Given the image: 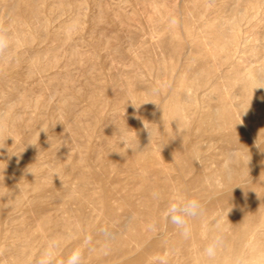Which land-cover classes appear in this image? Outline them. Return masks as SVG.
Returning <instances> with one entry per match:
<instances>
[{"label": "rangeland", "instance_id": "obj_1", "mask_svg": "<svg viewBox=\"0 0 264 264\" xmlns=\"http://www.w3.org/2000/svg\"><path fill=\"white\" fill-rule=\"evenodd\" d=\"M0 33V264H203L217 235L264 264V0H0Z\"/></svg>", "mask_w": 264, "mask_h": 264}, {"label": "clouds", "instance_id": "obj_2", "mask_svg": "<svg viewBox=\"0 0 264 264\" xmlns=\"http://www.w3.org/2000/svg\"><path fill=\"white\" fill-rule=\"evenodd\" d=\"M8 47L9 42L7 37L3 33H0V54H3L8 49ZM149 136H151L150 132ZM122 143H126V141L122 140ZM236 160L237 157L234 152L228 154L227 163L224 166V172L226 176L230 177L231 166L236 163ZM201 214L202 205L198 199L183 196H174L169 200L167 207L164 210V219L166 222L174 225L183 238L189 239L191 237L189 220L196 218ZM107 238L109 240L114 239V237L112 236H108ZM222 246L223 238L221 235H217L204 247L202 254L209 261H214ZM53 256L54 252L48 251L46 249L43 254V258L40 261V264H54ZM82 260L83 257L81 251L74 250L67 257L65 264H82ZM160 264H166V259L161 258Z\"/></svg>", "mask_w": 264, "mask_h": 264}, {"label": "bare ground", "instance_id": "obj_3", "mask_svg": "<svg viewBox=\"0 0 264 264\" xmlns=\"http://www.w3.org/2000/svg\"><path fill=\"white\" fill-rule=\"evenodd\" d=\"M235 29H237V26L236 25H233L232 27H230V30L231 31H235ZM219 35L222 36V34H219ZM229 43H231L230 44L231 45V48H230L229 51L226 52V58L227 59H229L230 57L233 58L234 55L236 56L237 49H238L237 47H239L238 42L230 41ZM244 81H245V84H244L245 89H247L248 91L249 90L251 91L253 88L261 87V84L264 83V78L261 77V73H260V74L255 75L252 79H245ZM250 103L253 106H256L257 105V107L258 106L260 107L258 110H256L257 113L259 111H261V99L259 97H256L255 96V98H253V99L250 100ZM256 120L257 119H255V117H254V119H251V118H249L247 116H244L243 118H241V123L247 125V122L248 121H252V122L254 121V122H256ZM188 157H189V160H191V161H193V160H195V159L198 158L196 152H192V153L190 152V153H188ZM235 189H237L236 190L237 191V194H236V197L237 198H243V197L247 196L248 195V192L250 190L248 187H244L242 185H239V187H237V188H235V187L233 188L232 185L230 186V191H234ZM233 197H235V196H233ZM227 198H231V194H229L227 196ZM227 200H230V199H224L223 202H226ZM221 201H222V199H221ZM168 230H169V228L167 227L166 228V231L168 232ZM250 234H253V233L251 231H246L245 233H243V235H245V236H249ZM128 253H130V251H127V250L126 251H120V256L126 258L127 255H128ZM226 260H227V257L225 255L224 256H218V257L215 258L214 261L206 260V261L203 262V264H226L227 263ZM241 260H242V258H241ZM241 262H242L241 264H247L244 260L241 261Z\"/></svg>", "mask_w": 264, "mask_h": 264}]
</instances>
